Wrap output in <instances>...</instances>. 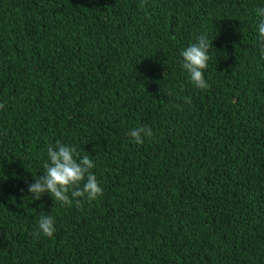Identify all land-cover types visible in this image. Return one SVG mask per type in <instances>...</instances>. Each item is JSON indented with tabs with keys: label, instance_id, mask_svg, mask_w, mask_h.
Instances as JSON below:
<instances>
[{
	"label": "trees",
	"instance_id": "1",
	"mask_svg": "<svg viewBox=\"0 0 264 264\" xmlns=\"http://www.w3.org/2000/svg\"><path fill=\"white\" fill-rule=\"evenodd\" d=\"M260 7L0 0V264H264ZM200 35L207 89L181 64ZM57 141L93 159L102 196L28 191ZM41 213L52 237L34 235Z\"/></svg>",
	"mask_w": 264,
	"mask_h": 264
},
{
	"label": "clouds",
	"instance_id": "2",
	"mask_svg": "<svg viewBox=\"0 0 264 264\" xmlns=\"http://www.w3.org/2000/svg\"><path fill=\"white\" fill-rule=\"evenodd\" d=\"M255 11L258 17L256 27L261 52L264 53V7ZM196 39L197 42L182 50L181 64L196 87L207 89L209 84L205 79L204 70L208 66V52L213 42L206 35H200ZM4 107L5 105L0 103V109ZM127 135L134 144L142 145L145 138H151L154 133L151 127L143 125L130 129ZM95 167V162L89 155L81 156L75 146L57 141L55 146L49 145L47 148V161L43 164L44 174L35 177V182L29 184L28 191L36 200L47 193L55 204L71 207L75 203L76 207H82L83 199L91 202L103 195V188L92 172ZM37 225L38 231L34 233L37 237L40 234L52 237L56 231L55 218L51 215L41 213Z\"/></svg>",
	"mask_w": 264,
	"mask_h": 264
}]
</instances>
